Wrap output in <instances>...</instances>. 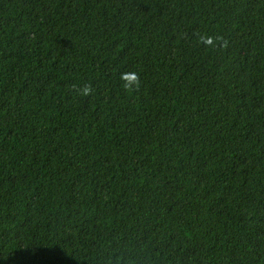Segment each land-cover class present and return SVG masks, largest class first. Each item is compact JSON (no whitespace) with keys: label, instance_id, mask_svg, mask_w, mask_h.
Here are the masks:
<instances>
[{"label":"trees","instance_id":"1","mask_svg":"<svg viewBox=\"0 0 264 264\" xmlns=\"http://www.w3.org/2000/svg\"><path fill=\"white\" fill-rule=\"evenodd\" d=\"M0 264H264V0H0Z\"/></svg>","mask_w":264,"mask_h":264},{"label":"clouds","instance_id":"2","mask_svg":"<svg viewBox=\"0 0 264 264\" xmlns=\"http://www.w3.org/2000/svg\"><path fill=\"white\" fill-rule=\"evenodd\" d=\"M207 43L211 44L212 43V39L209 38L207 40ZM121 79L126 82L125 83V87H128L129 86V82H132V81H134L137 84V86L139 84V74L138 73H123V74H121ZM90 90L91 89H90V86H89V89L86 90V92L84 94L87 95Z\"/></svg>","mask_w":264,"mask_h":264}]
</instances>
